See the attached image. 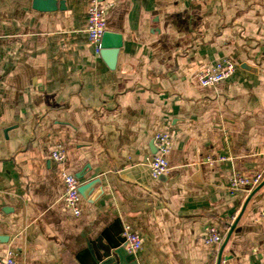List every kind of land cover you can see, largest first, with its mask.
Masks as SVG:
<instances>
[{
    "label": "crops",
    "instance_id": "crops-1",
    "mask_svg": "<svg viewBox=\"0 0 264 264\" xmlns=\"http://www.w3.org/2000/svg\"><path fill=\"white\" fill-rule=\"evenodd\" d=\"M106 1L114 69L90 45V0H0V257L121 264L130 226L137 264H218L236 223L221 264H264V0ZM224 58L233 77L201 86ZM158 131L174 146L154 179ZM64 173L99 181L79 217ZM237 173L263 174L260 189L230 193Z\"/></svg>",
    "mask_w": 264,
    "mask_h": 264
},
{
    "label": "built area",
    "instance_id": "built-area-1",
    "mask_svg": "<svg viewBox=\"0 0 264 264\" xmlns=\"http://www.w3.org/2000/svg\"><path fill=\"white\" fill-rule=\"evenodd\" d=\"M181 2H197L202 0H179ZM113 4L106 0H90L87 9V29L90 45L96 56H101L102 39L107 30V12ZM237 65L229 58L206 67L197 74V81L203 87L215 88L221 83L233 77ZM154 144L156 153L149 159L151 176L159 179L165 176L170 170L169 157L172 153L174 141L172 136L163 131H158L154 135ZM52 158L57 162H63L66 154L62 150L52 153ZM263 180V174L243 175L234 174L228 184V191L232 194L241 191H251L255 189ZM63 183L65 188L64 203L69 212L76 217L82 213L81 201L82 195L79 192L80 182L75 175L63 174ZM264 217V213H263ZM123 237L125 239L124 248L130 255L136 256L143 248V238L136 232L132 231L130 226L124 229ZM223 234L215 225L209 226L203 236L205 245L213 247L223 241ZM0 264H17L15 256L10 252L6 257H0Z\"/></svg>",
    "mask_w": 264,
    "mask_h": 264
},
{
    "label": "water",
    "instance_id": "water-1",
    "mask_svg": "<svg viewBox=\"0 0 264 264\" xmlns=\"http://www.w3.org/2000/svg\"><path fill=\"white\" fill-rule=\"evenodd\" d=\"M110 34H106L104 35L103 39H102V51H101V56L104 60H106L109 64V67L114 69L116 66V61H117V57L121 48V43H120V38H116L117 43L116 42H112ZM80 178V177H79ZM99 185V181L95 180L93 182H90L88 184H84L82 186H80L79 188V192L82 195L83 198L87 199L89 202H93L94 197H96L99 193H101L102 190L99 189L97 190V193L95 194V196L93 198L91 192L93 190V188L95 186ZM260 186H257L254 190L257 191L258 189H260ZM90 196V197H89ZM236 229V223L234 225L231 226V229L229 231V233L226 236L225 242H224V246L221 250L219 259H218V264H221L222 262V253H223V249L225 247V245L228 243L231 235L233 234V232ZM123 243L125 242V239L123 238ZM118 256L120 257L121 260V264H137L135 261V256L134 255H129L128 252L125 250V248L123 247L122 249L117 251Z\"/></svg>",
    "mask_w": 264,
    "mask_h": 264
}]
</instances>
